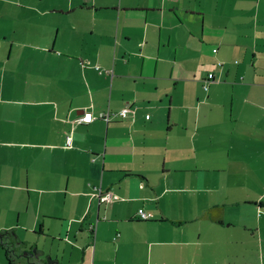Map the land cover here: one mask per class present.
<instances>
[{
  "label": "crops",
  "instance_id": "obj_1",
  "mask_svg": "<svg viewBox=\"0 0 264 264\" xmlns=\"http://www.w3.org/2000/svg\"><path fill=\"white\" fill-rule=\"evenodd\" d=\"M4 229L12 264H264V0H0Z\"/></svg>",
  "mask_w": 264,
  "mask_h": 264
},
{
  "label": "built area",
  "instance_id": "obj_2",
  "mask_svg": "<svg viewBox=\"0 0 264 264\" xmlns=\"http://www.w3.org/2000/svg\"><path fill=\"white\" fill-rule=\"evenodd\" d=\"M214 77H215L214 73L210 72V73H208L206 78H204L203 88L205 90H207L209 88L210 81H213ZM131 110H132L131 107L124 106L122 109H120L118 114L120 116L126 118V117L129 116V113L131 112ZM111 115H112V112L108 110L107 112L100 113L98 116L102 117V118H105L106 120H109ZM91 120H92L91 116L81 115L78 118H76L74 122L76 124H83V123H88ZM65 142H66L65 143L66 147L67 146L68 147L71 146L70 133L66 134V141ZM118 198L119 197L116 194H114L111 190H107L105 192L99 191V201L100 202H111V201H114V200H116ZM138 214L140 215L141 219H143V220H147V219H149L151 217V215L149 213L145 212L143 209H139L138 210Z\"/></svg>",
  "mask_w": 264,
  "mask_h": 264
},
{
  "label": "trees",
  "instance_id": "obj_3",
  "mask_svg": "<svg viewBox=\"0 0 264 264\" xmlns=\"http://www.w3.org/2000/svg\"><path fill=\"white\" fill-rule=\"evenodd\" d=\"M221 213H222V207L221 206H213L208 210L207 215L214 217V216L219 215ZM13 234H14V231L9 230V229H4L0 232V246L4 250L5 257H6L8 264H12L14 261V259L12 258V253H14V250H16V251L19 250L18 246H17V248H15V243L18 240H17L16 236H14Z\"/></svg>",
  "mask_w": 264,
  "mask_h": 264
},
{
  "label": "water",
  "instance_id": "obj_4",
  "mask_svg": "<svg viewBox=\"0 0 264 264\" xmlns=\"http://www.w3.org/2000/svg\"><path fill=\"white\" fill-rule=\"evenodd\" d=\"M24 244L23 241H20L18 240L16 243H15V248L17 246H20ZM14 248V249H15ZM23 251V255L28 257L29 259H31L30 264H44V262H47L49 259H48V256L46 257H41V251L38 249V247L36 245H34L33 247H27L25 249H22ZM16 250H14L15 252Z\"/></svg>",
  "mask_w": 264,
  "mask_h": 264
},
{
  "label": "rangeland",
  "instance_id": "obj_5",
  "mask_svg": "<svg viewBox=\"0 0 264 264\" xmlns=\"http://www.w3.org/2000/svg\"><path fill=\"white\" fill-rule=\"evenodd\" d=\"M205 6V11L206 12H209V13H211L212 12V8H213V6L211 5V3H207V4H205L204 5ZM220 12L222 13V12H229V7H227V6H221V8H220ZM216 14V13H215ZM203 83H204V79H203V81H202V87H203ZM204 89V88H203ZM205 90V89H204ZM0 263L1 264H7L8 262H7V260H6V257H5V254L1 251V249H0ZM46 257V256H45ZM16 264H20L19 262L18 263H16Z\"/></svg>",
  "mask_w": 264,
  "mask_h": 264
},
{
  "label": "flooded vegetation",
  "instance_id": "obj_6",
  "mask_svg": "<svg viewBox=\"0 0 264 264\" xmlns=\"http://www.w3.org/2000/svg\"><path fill=\"white\" fill-rule=\"evenodd\" d=\"M46 262H44V264H45Z\"/></svg>",
  "mask_w": 264,
  "mask_h": 264
}]
</instances>
